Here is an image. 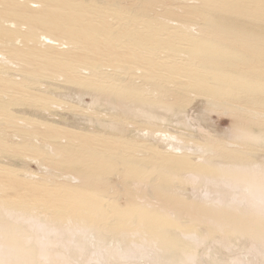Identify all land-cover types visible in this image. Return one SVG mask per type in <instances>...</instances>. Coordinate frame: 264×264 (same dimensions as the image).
Segmentation results:
<instances>
[{
	"label": "rangeland",
	"instance_id": "rangeland-1",
	"mask_svg": "<svg viewBox=\"0 0 264 264\" xmlns=\"http://www.w3.org/2000/svg\"><path fill=\"white\" fill-rule=\"evenodd\" d=\"M227 1L221 11L198 0H50L95 27L110 14L150 29L179 22L168 31L181 46L198 27L212 31L248 60L225 71L264 84V0ZM119 21H108L118 37ZM72 22L60 24L82 28ZM7 26L18 39L28 32ZM245 34L259 55L232 38ZM33 35L11 36L12 47L0 35V122H17L0 124V178L24 191L0 188V264H264V119L220 104L264 114V93L217 99L199 63L191 85L94 72ZM14 49L21 58L10 60Z\"/></svg>",
	"mask_w": 264,
	"mask_h": 264
},
{
	"label": "bare ground",
	"instance_id": "bare-ground-1",
	"mask_svg": "<svg viewBox=\"0 0 264 264\" xmlns=\"http://www.w3.org/2000/svg\"><path fill=\"white\" fill-rule=\"evenodd\" d=\"M183 1L187 3L193 0H183ZM198 1H200V3L204 2L206 4H209L214 8L218 7V9H220L221 11L226 9L225 6L229 4L227 0H198ZM233 1L234 3H238V2L241 3L242 0H233ZM31 3L37 4V7L33 9L30 6ZM138 6L139 5H137V7ZM64 11H66V9L63 8L61 4H57V3L52 4L50 0H33V2H30V0H22L20 2L19 0L18 1L0 0V35L5 36L2 38L0 37L2 39V43L5 44V47L6 45L7 47L8 46L12 47L13 45L11 43V40L15 38V40H19L17 42L20 43L23 42V40H25V44H26L28 42L26 41V37L32 36L33 34L37 33V36L40 37V39L42 38L43 43L45 42V45H49L50 48H55L58 46L62 48L64 45H66L67 50H72L68 52L67 54L68 56L64 58V61L75 63L76 66L87 65L90 68H92L94 72L106 69L108 72H112L114 75H116L115 73H119V75H123L131 79V81L135 79H138L140 81L145 79L148 80L158 77V79L161 80L163 79V83L168 84L170 86L179 84L178 81L182 79H184L183 82H185L186 85H191V78L193 75H195L194 70H197V66H198L197 63H199V66L204 65V67H200V69H202L205 72L208 81L212 84L215 90L214 96L217 99L230 98V96L232 95L231 93L232 90H236L238 92L248 91V92L264 93V84L260 82L248 80L246 76L241 72L238 74H234L233 72L225 71L227 66L231 67L235 64L238 65V64L247 63L248 60L244 55L235 54L233 51L220 44L219 40H217L218 39V37H216L217 35L212 31L209 34V36L202 37L200 27H198V29H196V32L193 34L192 45L190 47L188 45L181 46L180 40L175 36L173 37L172 32L170 33L168 31V29H172V28L175 29V27L181 24L179 22L173 24L171 21L168 22L169 24L165 26L166 30L163 29L164 27L163 25L162 27L159 26L161 29L159 28L150 29L147 27L148 25L143 26L142 23L140 24L139 22L137 24L136 23L124 24L128 20H123L121 18L122 16L116 17L117 15H115L114 17V15H111L109 13L110 15L106 16L108 21L111 22L114 19L120 20L119 23L122 25L120 31L123 30V34L122 35L120 34L121 36L118 37L117 30L114 29L115 27L113 23L111 24L113 25L114 28H112V25L109 24L110 22L108 23V21L107 23L99 22L101 26L95 27L89 24L91 23L89 22L91 21L90 18L84 19L83 15H80L82 16L80 17L75 14L74 16L73 15L70 16L66 14L65 17V14L62 15ZM243 12L247 13L245 11ZM209 14H213V13L210 12ZM14 17L20 18L21 20H25L24 23L26 25L21 23L17 24V22L13 21ZM227 18L225 17V19ZM66 21H73L72 23L74 24H75L74 21L79 22L80 24L78 25L82 26V28L79 29L78 31H73L72 29H69L63 24H60V22H65V24L69 25L68 23H66ZM4 24L9 25L7 27L13 29H15L16 26L20 28L22 26H27V28L23 27V29H27L28 32L27 34H25V36H23L20 39H18L19 37H17L18 34L15 33L14 35L8 36L4 34V29H3ZM213 26L214 25H209L208 27L213 28ZM219 27H221V31L224 32L227 31L226 27H222V25ZM18 32H20V30ZM100 32H102V34ZM212 34L215 36H213ZM11 36H13L12 39ZM33 37L35 36L33 35ZM232 38H236L237 41H239L242 45H244L242 48L247 51L249 50L255 51L257 55H259L258 53L261 52V50L257 46L256 48L251 47L252 45L251 38L252 40H255V38L249 37L247 34L243 36L232 35ZM178 52L181 53L182 55L180 56ZM8 54H9L8 58L10 60L21 58L17 49H14L13 53L8 52ZM0 55H1V59H0L1 63L6 61L7 56L1 53ZM59 57L60 55L53 54V57L51 58L56 62H60ZM175 58L177 59L174 60ZM172 60L176 61L178 65L175 64ZM22 66L24 67L23 64ZM85 79L86 80L84 81L85 82L84 84L90 83L88 78ZM81 84H83V82ZM220 104L222 106L224 105L225 107L235 108V110L237 109L247 113L249 112L252 115V118L264 119V114L262 113L246 111V109L231 105L226 101H222V102L220 101ZM261 104L264 105L263 102ZM4 122H6L8 125L13 124L14 126H16L15 124H17L16 121H13L11 119L2 121V123ZM2 123L0 122V124ZM31 126L32 125L26 126L27 127L26 130H30L33 127ZM26 132L28 134L31 133L29 131ZM161 136L166 137V135L164 134H162ZM168 139H170L169 136H167L166 140ZM70 141L71 138L69 139V142ZM73 141L76 142L74 139ZM61 142L65 143V140H61ZM78 144L80 145V142H78ZM47 149H50V147L48 146ZM48 155L49 154H47V156ZM66 164H68L67 161ZM2 182L3 184L1 185L0 188L1 191L3 192V195L6 194L7 192L10 191L14 192L16 190L17 192H24L20 186L21 184H18L15 180L2 179L1 177L0 183Z\"/></svg>",
	"mask_w": 264,
	"mask_h": 264
}]
</instances>
